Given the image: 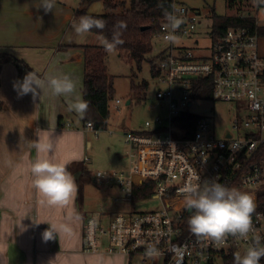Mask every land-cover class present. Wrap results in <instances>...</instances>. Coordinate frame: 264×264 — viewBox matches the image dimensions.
<instances>
[{
  "label": "built area",
  "instance_id": "1",
  "mask_svg": "<svg viewBox=\"0 0 264 264\" xmlns=\"http://www.w3.org/2000/svg\"><path fill=\"white\" fill-rule=\"evenodd\" d=\"M236 0H224L229 8ZM238 1V0H237ZM245 1V0H244ZM250 6L234 10L238 16L253 17L264 25V3L250 0ZM182 9L183 24L177 39H190L198 31L201 9L176 3ZM213 16V14H212ZM213 19V18H212ZM260 19L262 21H260ZM214 21V19H213ZM163 20L155 37L163 39ZM209 46L197 47L169 43L157 55L155 77L159 83L156 104L159 113L143 126L124 132L130 147V166L121 171L99 174L94 181L110 183L120 189L115 202L125 210L110 219L87 216L83 225V251L94 254L138 255L145 264H216L240 251L251 241L229 237L223 246L198 238L188 228L190 215L183 206L179 189L186 183L203 185L214 180L254 197V233L264 244V55L261 37L248 27L236 26L214 34ZM154 37V38H155ZM164 40V39H163ZM165 41V40H164ZM195 42L198 46L199 39ZM210 78V82L206 81ZM212 80V81H211ZM212 89L211 97L197 96ZM214 99L228 103L231 126L217 130L211 119L191 106L194 100ZM116 103H121L116 99ZM189 114V124L183 123ZM190 115L199 116L198 119ZM70 126L71 123H68ZM94 129L91 121L84 125ZM154 182L149 197L134 200L136 185ZM256 187L254 190L250 188ZM159 199L160 205L141 210L140 202ZM154 245L160 255L145 259V248ZM260 264H264V258Z\"/></svg>",
  "mask_w": 264,
  "mask_h": 264
},
{
  "label": "crops",
  "instance_id": "2",
  "mask_svg": "<svg viewBox=\"0 0 264 264\" xmlns=\"http://www.w3.org/2000/svg\"><path fill=\"white\" fill-rule=\"evenodd\" d=\"M35 3L0 0V51L12 53L30 67L8 62L0 75V99L4 103L0 109V264H120L117 259L131 264L134 257L142 261L138 255L83 251L84 219L91 214L81 210L83 199H79L80 184L74 175L78 171L82 174V169L75 170L80 165L86 169L93 132L67 110L64 97L42 93L34 101L31 94L18 97L13 88L14 82L33 70L42 77L66 73L78 82L83 97L82 46L104 41L91 32L85 38L74 35L71 23L77 19L75 12L81 0H56L53 12L47 14ZM38 135L44 141L49 136L55 141L56 160L71 162L68 170L77 183V192L66 205H48L33 186L30 168L37 153L26 141L38 140ZM40 155L47 157V153ZM110 188L115 190L114 198L119 196L118 187ZM115 206L118 211L125 210L116 202ZM111 212L102 211L97 217L110 219ZM52 225L61 230L45 241L43 233Z\"/></svg>",
  "mask_w": 264,
  "mask_h": 264
},
{
  "label": "clouds",
  "instance_id": "3",
  "mask_svg": "<svg viewBox=\"0 0 264 264\" xmlns=\"http://www.w3.org/2000/svg\"><path fill=\"white\" fill-rule=\"evenodd\" d=\"M264 3V0H258ZM56 0H36L35 7L43 9L47 14L53 12ZM163 8V4H160ZM165 23L162 26L166 33L163 37L168 43H175V35L183 24L182 9L172 6V10L164 9ZM105 22L89 15L80 16L73 20L71 28L76 37L85 38L93 29L102 30ZM121 27H124L121 24ZM123 43L119 33L113 35L111 40L104 39L103 46L108 53ZM18 97L31 94L35 101L42 93H49L55 97H64L67 110L84 118L89 109L88 101L84 100L78 90V82L71 75L62 73L40 76L36 71L28 72L22 80L13 83ZM37 107V106H36ZM26 141L30 149H35L37 158L31 164V174L34 177L33 186L50 206L66 205L75 197L77 183L68 170L71 162H60L55 158L56 143L49 138ZM41 153H47L42 157ZM183 198V206L190 213L187 224L189 230L198 238L212 241L217 247L223 246L231 237L236 240L251 241L241 253H234L233 264H260L264 258V244L259 236L253 235L254 227L252 216L256 210L254 197L241 192L234 187H228L214 180L203 183L188 182L179 189ZM42 223V222H39ZM36 223V224H39ZM61 228L50 226L43 233L45 241L53 239ZM160 255L159 249L154 245L145 248V259L155 261Z\"/></svg>",
  "mask_w": 264,
  "mask_h": 264
},
{
  "label": "rangeland",
  "instance_id": "4",
  "mask_svg": "<svg viewBox=\"0 0 264 264\" xmlns=\"http://www.w3.org/2000/svg\"><path fill=\"white\" fill-rule=\"evenodd\" d=\"M183 2L187 7L201 9L202 13L198 31L193 37L190 39H176V43L189 45L197 53H202V50L197 47H206L211 43L210 32L208 34L213 22L210 7H214L216 12L221 14L234 13V11L226 6L224 0H184ZM107 10L104 2L100 0L93 2L89 6V11L94 13H104ZM260 21L262 20L260 19ZM196 38L199 39L200 46L195 42ZM168 44L167 41L156 36L153 39V51L147 57H156L166 49ZM260 52L264 55L263 37L261 38ZM105 60L109 73L114 76V92L109 102L110 115L106 129L97 131L91 129L93 132L91 136L92 142L87 149V158L85 160V167L89 171L83 176L81 181L83 193L81 210L86 215L90 213L96 217L102 211L112 210L110 215L113 216L121 211L116 209L115 190L110 188V183L95 182V177L99 174L128 168L131 162L130 147L125 142L124 132L128 129L143 126L146 119L153 118L154 115L159 113L158 107L150 109L151 104L157 103L156 92L159 88V83L152 72V65L148 60L142 63L141 69H138L136 64L131 62L126 54H120L116 50L111 53L107 52ZM144 82L148 84L145 89L142 88ZM133 86L136 89H133ZM116 99H120L121 103L117 104ZM128 100H131V103H127ZM191 108L195 112L209 117L219 131L222 128L231 126L233 110L224 101L211 98L198 99L194 100ZM254 189L256 187L250 188V190ZM160 203L159 199L151 198L140 202L138 208L141 210L153 209L159 206ZM246 247L239 252L242 253ZM118 260L122 264L120 259L116 261ZM131 264L145 263L138 257H134Z\"/></svg>",
  "mask_w": 264,
  "mask_h": 264
},
{
  "label": "trees",
  "instance_id": "5",
  "mask_svg": "<svg viewBox=\"0 0 264 264\" xmlns=\"http://www.w3.org/2000/svg\"><path fill=\"white\" fill-rule=\"evenodd\" d=\"M99 0H81L80 6L75 12L78 19L80 16L89 15L105 22V27L93 29L94 33L101 38L111 40L113 35L119 33V38L123 43L116 47V51L120 54H126L131 62L136 64L138 69L142 68V63L148 60L152 65V72L155 74L156 57L149 58L147 55L153 51V39L155 37L159 24L165 20L164 9L172 10V6L176 3H183L184 0H100L107 7L104 13H93L89 11V6ZM250 0L233 1L229 9L234 13L221 14L217 13L214 7H210L213 14V32L220 34L230 27L243 26L248 27L252 32L257 33L264 38V25H258L253 17H240L233 9L237 5V9L250 6ZM163 4V8L160 4ZM121 24L124 27H121ZM84 48V68L83 77V99L88 101L89 109L81 121L85 125L91 121L96 130L107 128L108 118L110 115L109 102L114 92V76L109 73L106 64L107 52L103 44H86ZM8 62H14L18 65H24L30 68L24 61L20 60L12 53L0 51V75L3 66ZM210 82V78L206 80ZM212 81V80H211ZM1 84V79H0ZM147 82L142 84V88H147ZM198 92L197 96L211 97L212 89ZM133 89L136 87L133 86ZM3 101L0 99V109L3 107ZM193 119L199 116L190 115ZM183 123L189 124V114L183 120ZM82 169V175L77 180L79 185V199H83L82 178L89 170L80 165L75 170ZM154 182L147 180L134 187V200L149 197L153 191ZM264 200V196L260 198L259 203ZM234 254L228 255L219 260L216 264H233Z\"/></svg>",
  "mask_w": 264,
  "mask_h": 264
},
{
  "label": "water",
  "instance_id": "6",
  "mask_svg": "<svg viewBox=\"0 0 264 264\" xmlns=\"http://www.w3.org/2000/svg\"><path fill=\"white\" fill-rule=\"evenodd\" d=\"M127 103H130V100H128ZM80 174H81V171H78V173H76V174L74 175V177H75L76 179H78L79 176H80Z\"/></svg>",
  "mask_w": 264,
  "mask_h": 264
}]
</instances>
